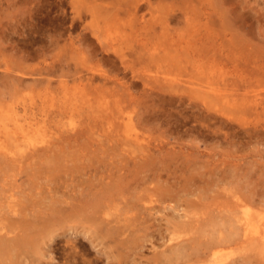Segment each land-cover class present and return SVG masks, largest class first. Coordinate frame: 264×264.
<instances>
[{"label":"rangeland","instance_id":"obj_1","mask_svg":"<svg viewBox=\"0 0 264 264\" xmlns=\"http://www.w3.org/2000/svg\"><path fill=\"white\" fill-rule=\"evenodd\" d=\"M132 2L0 0V129L18 123L46 139L12 142L18 161H5L0 150V215L4 208L11 213L12 203L20 208L40 199V190L53 194L44 169L60 167L57 179L71 173L75 183L123 180L122 195L110 194L118 204L111 212L122 210L140 228L123 264H148L165 247L159 229L172 230L189 219L184 214L199 218L192 234L202 231L204 241L226 236L227 227L236 231L230 207L247 205L264 218V0H142L136 9ZM209 3L212 12L199 9ZM138 57L141 77L134 79L121 61ZM93 73L87 83L84 75ZM217 221L229 226L220 231ZM62 224L45 255L33 257L61 264L64 248L74 251V231ZM191 230L174 231L192 236ZM84 240L77 260L107 264ZM255 250L225 245L219 264H264V248ZM195 258L189 264H200Z\"/></svg>","mask_w":264,"mask_h":264},{"label":"bare ground","instance_id":"obj_2","mask_svg":"<svg viewBox=\"0 0 264 264\" xmlns=\"http://www.w3.org/2000/svg\"><path fill=\"white\" fill-rule=\"evenodd\" d=\"M140 1H142V0H136V2H132L134 5L133 6L134 9L138 8L137 2L139 3ZM199 9H202L205 13H209V12H212V11H210V9H214V6L213 5L211 6V3L203 4V6ZM183 10L186 13H189V12L191 13V11H193V7H191L190 5H187L186 7H183ZM221 12H224V9H222ZM102 50L105 52H108L107 48L103 47ZM123 56L124 55H122V57ZM121 62H122V67H123L124 71L130 70L131 72H133L132 73L133 78L135 77L138 79L141 77V75L136 72L137 67L135 66V64L138 62H139V65L142 64L143 61L141 60L140 57H138V59H136L135 61L133 59H130V60H123L122 59ZM67 70L69 72V69H67ZM97 74H100L104 83H107L108 81H110V78L112 77V76H109L105 71H99V73H97ZM84 76L82 75L79 77L80 82H83V79L87 78V83H90V84L96 77L95 73H93L89 76H87V75H84ZM65 77H67V76H65ZM74 80H76V79H74ZM15 83H17V82H15ZM85 84L86 83H84V85ZM149 87L150 86H148V82L144 81V89H147ZM187 92H189V91H187ZM14 127L15 128H10V127L4 128L3 127L2 129H0V150L3 152L1 154L5 158L7 157V159H5V161L9 160L8 158H11V157L14 158V161L20 160L19 157H18L19 159H15V152L16 151L13 149L14 148L12 145L13 143L19 144L20 140H22V139H24V140L28 139L29 143L32 141H34V142H36V141L37 142H41V141L45 142L46 141V139L38 131H36L34 133H29L30 130L26 126L19 125L18 123H16V125ZM29 128H31V126H29ZM27 130H29V131H27ZM135 132H136V130H135ZM20 134H21V136H20ZM136 134H138V133L136 132ZM132 135H133V133H132ZM69 136L74 137L72 135H69ZM57 137H59V136L56 135V138H55L56 140L60 138V137L59 138H57ZM2 139H3V142H1ZM74 139H76V138H74ZM131 139H134V141H136V142L138 141L140 146L143 145L140 141V139H141L140 137H135V138H131ZM9 141L11 142L10 144H9ZM47 141H49V140L47 139ZM190 143H191V141H190ZM25 146H27V145L25 144L24 147ZM50 147H52V145ZM15 148H16V146H15ZM17 149H19V147ZM47 151H49V150H47ZM49 152H47V153H49ZM63 154H62V156H64ZM36 155H38V154H36ZM50 155H52L51 152H50ZM53 155H56V154L53 153ZM36 157H38V156H36ZM42 159L44 160V158H42ZM1 161H2V159H1ZM1 161H0V164L3 165V163ZM60 163H61V161H60ZM58 164L59 163H56L55 165H58ZM7 166H9V167L14 166V168H15V165H12L11 163H10V165L8 164ZM44 170L49 172V175L47 172H46V174L48 176V179L50 181H52L51 182L52 185L50 184L51 188H48V189L53 190V194L49 193L50 195L47 196L43 190L41 191L40 189H38V190H40L38 193H40L42 195L40 197V199H38V200L35 199L34 202L33 201H32V203L30 202L31 204L30 203H25V204L23 203L24 205L23 206L21 205L20 208L16 207L15 203H12V207H10L11 213H9V214H7L8 210L6 208H4V209L7 212L2 210L6 214L2 215V216L0 215V264H35V263L46 264V262L41 258V256L38 259V257L35 258V256L33 257V255H36V254L37 255H43V256L45 255V253L43 251L44 248H46L45 245L48 244V246L51 247V245H49L48 241L51 239V237L54 236L53 235L54 232L60 228L59 224H62V223H63L61 225L62 227L68 226L70 229H73L76 241L71 239L75 242L70 247V248H73L74 251H69L66 248H64V250L61 252L62 253L61 254L62 257L60 259L62 262L61 264H91L92 260H90V259H88L84 262L77 260V259H79L78 255L82 256L81 253L79 254L80 248L84 249V251H85V244H87V243L84 240V238H87L94 247H97V252H100L101 255L102 254L105 255V257L107 259V264H123L124 260L126 259V258L124 259V256L126 255L124 252L126 251L127 248L131 249L132 245L130 243L135 241L132 233L134 234L135 227H137L136 228L137 231H139L140 228L138 227V225L134 224L131 217H128L126 214L123 215V213L121 212L122 210L118 209L119 211L116 215L114 212H111L112 209L115 208L117 203H115V206L113 205V199H116V198H114V197L112 198L113 195L111 196L110 194L112 192H115L114 194H116V195H122V192H123L122 189H124V186L127 183L123 182V180H120V181L111 180V178L113 177V176L111 177V174L109 176L111 181H108V182H104L103 179H101L97 176L99 182H97V181L95 182V181L91 180L93 177L91 179L88 177V180L85 182L79 181L78 183H75L74 180H75L76 175L74 177H72L73 175L71 173L68 174L69 175L68 177L64 176L65 178H63L61 181L60 178L57 179L56 173H55V172H57L56 170H63V169H60V167H59V169L53 168V169H44ZM142 170L144 171V169H142ZM142 170H140V171H142ZM64 171H66V170L64 169ZM52 174H54L53 177H51ZM101 174H103V172ZM97 175H99V174H97ZM124 175L122 178H124ZM103 176H104V174H103ZM77 177L78 176H76V178ZM119 177L121 178V176H119ZM146 177L147 176L145 175V177H143V178H146ZM139 178H141V177H139ZM139 178H138V180L143 182V179L141 180ZM151 178L153 179V177H151ZM29 179H30V176H29ZM147 179H148V177H147ZM147 179H146V181H147ZM100 180H102L104 182V184L101 183ZM129 180H130V178H129ZM27 181H28V179H27ZM75 181H77V180H75ZM82 181H84V180H82ZM88 181H89V183H88ZM144 181H145V179H144ZM149 182L151 184V181H149ZM130 183H128V184H130ZM146 183H148V182H146ZM141 184H143V183H141ZM29 187H30V185H29ZM135 187H136V185H135ZM32 188L34 189V187H32ZM38 188H40V187H38ZM155 189H156V187H155ZM127 191H129V189ZM167 191H165V193L163 192L164 193L163 195L164 196H171L172 194H170V192H169L170 190H167ZM124 192H125V190H124ZM31 193H32V191H31ZM33 196H34V194H33ZM37 196H38V194H37ZM30 198H32V197H30ZM27 200L29 201L30 199H29V197L27 198V193H25V200H23V201L28 202ZM8 201H10V200H7V203H8ZM129 202H130V200L127 201V203H129ZM249 204H251V203L249 202ZM125 205L129 206V204H125ZM240 206L242 209L234 207V206L233 207L229 206L230 208L228 209V211L230 212L229 216H228V221L230 222V225H232L236 229V231H232L231 229H228L227 226H229V225H227L226 223H225L226 225H224V223H223V225H224L223 226L220 224L219 221H217L219 223V225H221L220 227L223 228L222 230L220 229V231H224L226 229V228L224 229V227L226 226L227 227L226 231L228 230L227 231L228 233L230 231L234 232V233L230 232V236H228L229 234L226 233L227 234L226 236L219 237L218 234H217V236H215V234L213 233L212 237L215 236L216 238L213 237L210 240L205 239L206 241H204L201 239V237H202V233H201L202 231L201 230H199V232L201 231L199 233L200 236L193 235L192 233L195 232L194 229L198 230L199 229L198 226H200V225H198L199 224V222H198L199 218L193 217L194 214L192 215L193 218L190 215L184 214V216H187L189 219H180L177 221V223L173 222L176 224V227L183 228V229H185V231L187 230V232L189 230L193 229V231L191 230L192 236H188L189 234H186V233L185 234L176 233L174 231L176 229V227H174L172 229L174 232L171 229L169 230V228H166V230H165V231L168 230V233H166L165 231L163 232L160 229H159L158 233L153 231L154 233H157V235L160 239H162V237L166 236V240H165V238H163L165 240L163 243L165 245V247H164V249H161L158 252L156 251V253L154 252L155 254L153 253L154 255L151 259V262L149 260L147 261L148 264H189V263H193V261H194L193 259L195 258L196 254H197L196 255L197 259L196 258L195 259L200 264H205V262H211V264H219V262L221 261L220 260L221 256L223 255L221 253V251L223 250L224 246L230 245V244H240L241 242L245 243V246H249V247L251 246V248L262 250V247L264 248V218L262 216V213L260 214V213L254 212L250 208V206H247V205H246L247 207L245 205H240ZM134 207H135V205H133V208ZM131 208L132 207H130V209ZM1 209H3V208H1ZM222 212H223V210H222ZM224 213H225V216H227L226 212H224ZM224 213H222V214H224ZM218 215L220 218L221 214L219 213ZM217 216H216V218H218ZM197 217H198V215H197ZM221 219H223V218L221 217ZM201 221H203V220H201ZM226 221H227V219H226ZM175 224H173V225H175ZM214 227H216V226L213 225V227H211V228L213 229ZM130 228H132V229H130ZM200 228L202 229V228H204V226L200 227ZM208 228H209V226H208ZM234 228H232V229H234ZM237 228L240 231H238ZM203 230H205V229H203ZM79 233H82L83 235L80 237L78 235ZM164 233H166V234H164ZM125 234H128V235L131 234L130 238H128V237L126 238L124 236ZM196 234H198V232H196ZM205 234H207V232ZM157 235H156V237H157ZM220 236H221V234H220ZM131 237H133V238H131ZM72 238H74V237H72ZM77 247H79L78 248L79 250L76 249ZM54 248H56V247H54ZM54 248H52V250L56 251V250H54ZM247 249H249V248L247 247ZM199 250H202V252L199 253ZM196 251H198V253ZM247 251H246V254H247ZM257 251L255 253H257ZM259 252L261 253V251H259ZM249 256H250V254H248V257ZM82 258H83V256H82ZM250 259L252 260V258H250ZM229 264H231V263H229Z\"/></svg>","mask_w":264,"mask_h":264}]
</instances>
